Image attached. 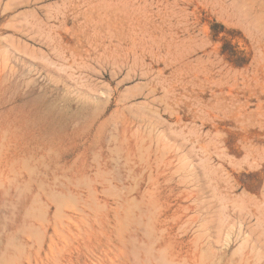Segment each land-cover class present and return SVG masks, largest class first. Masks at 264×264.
<instances>
[{"label":"rangeland","instance_id":"rangeland-1","mask_svg":"<svg viewBox=\"0 0 264 264\" xmlns=\"http://www.w3.org/2000/svg\"><path fill=\"white\" fill-rule=\"evenodd\" d=\"M0 264H264V0H0Z\"/></svg>","mask_w":264,"mask_h":264}]
</instances>
